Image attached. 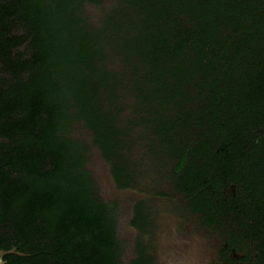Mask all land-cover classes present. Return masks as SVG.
<instances>
[{"label":"trees","instance_id":"trees-1","mask_svg":"<svg viewBox=\"0 0 264 264\" xmlns=\"http://www.w3.org/2000/svg\"><path fill=\"white\" fill-rule=\"evenodd\" d=\"M104 2L91 23L84 8ZM241 5L0 0V251L25 255L5 264H125L119 205L87 170L82 128L119 189L137 128L164 155L194 126L227 142L243 128L264 155V24L250 27ZM140 254L132 264H148Z\"/></svg>","mask_w":264,"mask_h":264},{"label":"flooded vegetation","instance_id":"flooded-vegetation-1","mask_svg":"<svg viewBox=\"0 0 264 264\" xmlns=\"http://www.w3.org/2000/svg\"><path fill=\"white\" fill-rule=\"evenodd\" d=\"M239 1L250 27L264 24V0ZM189 100L199 106L205 98ZM189 130L194 141L177 143L183 152L166 155L152 149L143 132L126 138L122 164L131 180L120 190L134 197L132 261L142 253L148 264H163L169 230L184 264H264L263 143L243 128H236L233 142L221 141L214 127Z\"/></svg>","mask_w":264,"mask_h":264},{"label":"rangeland","instance_id":"rangeland-1","mask_svg":"<svg viewBox=\"0 0 264 264\" xmlns=\"http://www.w3.org/2000/svg\"><path fill=\"white\" fill-rule=\"evenodd\" d=\"M110 5L105 4L101 7H93L90 5H87L84 8V15L87 19L90 20L91 23H96L97 19L103 16L102 14L104 12L109 11ZM142 129L136 130L133 134V140H135L136 135L139 136ZM78 136H82L87 144L90 147L89 152V162L87 164V167L89 171L93 174V177L98 183L99 190L101 196L108 202H117L119 205V212H120V222H119V234L122 240H124L127 244L126 247V254L124 258L125 264H129V262H132L134 257V231L130 230L128 222L130 219L129 216V210H128V204L126 200L131 201L130 197H126L125 194L122 195L118 191V188H114L109 180L108 177V169L104 162H102V158L100 157L98 151L96 150L94 144H93V135L90 131H88L85 128L80 129L77 132ZM135 158V155L133 154L132 160ZM120 190V189H119ZM121 191V190H120ZM120 193V196H119ZM128 198V199H125ZM133 198V197H132ZM165 241V248L167 251V256L164 257L163 264H184L180 261L181 259V252L178 250L177 246L174 243L173 236L169 230L166 231V235L164 237ZM181 244V243H180ZM164 248V249H165ZM165 251V250H164ZM165 255V254H164Z\"/></svg>","mask_w":264,"mask_h":264},{"label":"water","instance_id":"water-1","mask_svg":"<svg viewBox=\"0 0 264 264\" xmlns=\"http://www.w3.org/2000/svg\"><path fill=\"white\" fill-rule=\"evenodd\" d=\"M88 131H89V130H88ZM95 148H96V150L98 151L100 157L102 158V162H104L105 165L107 166V169H108V177H109V180H110L112 186H113L114 188H118V187H117V183H116V181H115V179H114V177H113V175H112V173H111V167H110V164H109V163L106 161V159L104 158V155H103L102 151L100 150V148L97 147V146H95ZM87 170H89L88 167H87ZM118 191H119L120 193H122V195H123V194H127V192H128V191H123V190L120 191L119 188H118ZM120 193H119V196H120ZM127 204H128L129 216H130V219H131V217H132V212H133L134 197L131 198V201H128ZM130 219H129V222H130ZM129 222H128V225H129ZM129 228H130V230L134 231V229H133L130 225H129ZM166 252H167V251H166ZM10 254H17V255H19V256H25L24 254H21V253L17 252L16 250H11V251H0V264H5V262H4V257L7 256V255H10ZM129 264H132V263L129 262Z\"/></svg>","mask_w":264,"mask_h":264}]
</instances>
